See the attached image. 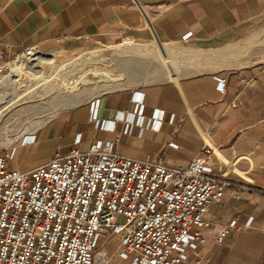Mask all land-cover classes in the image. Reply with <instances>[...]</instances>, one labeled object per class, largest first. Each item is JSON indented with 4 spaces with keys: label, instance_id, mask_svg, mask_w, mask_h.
Returning a JSON list of instances; mask_svg holds the SVG:
<instances>
[{
    "label": "crops",
    "instance_id": "obj_1",
    "mask_svg": "<svg viewBox=\"0 0 264 264\" xmlns=\"http://www.w3.org/2000/svg\"><path fill=\"white\" fill-rule=\"evenodd\" d=\"M263 19L264 0H0V44L12 51H72L130 39L149 51L137 55L155 60L136 82L114 86L54 116L31 133V143L15 145L9 166L28 171L71 148L85 150L96 140H111L122 155L142 159L160 153L166 164L180 168L209 147L213 173L241 186L229 185L219 201L209 202L201 254L206 264H264V67L248 59L215 71L200 62L215 54L226 60L230 48L225 45L254 31ZM164 43H172V49ZM215 77L225 78L224 92L217 90ZM243 78L249 82L241 86ZM136 98L142 99L145 119L161 116L157 130L140 133L133 126L125 133V120L114 118L133 112ZM92 101L98 102L97 117L114 128L94 125ZM249 217L250 227L243 228ZM230 220L236 227L215 243L210 228ZM120 248L119 238L112 236L101 238L97 250L107 264H128L118 256Z\"/></svg>",
    "mask_w": 264,
    "mask_h": 264
},
{
    "label": "built area",
    "instance_id": "obj_2",
    "mask_svg": "<svg viewBox=\"0 0 264 264\" xmlns=\"http://www.w3.org/2000/svg\"><path fill=\"white\" fill-rule=\"evenodd\" d=\"M42 55L35 47L12 51L0 44V81L14 65L34 63ZM215 80L224 92L225 78ZM248 82L239 80L241 86ZM142 109V99L136 98L133 112L114 118L125 120V133L133 126L140 133L157 130L161 116L145 119ZM97 111L98 102L92 101L89 114L96 127H115ZM33 136L20 143H31ZM203 153L179 168L166 164L160 153L133 158L114 151L111 140H96L85 150L74 147L21 171L9 166L16 154L10 145L0 152V264H107L97 248L101 238L112 236L119 238L118 256L128 264H206L201 248L208 204L219 201L229 185H241L214 174L211 149ZM251 222L249 217L243 228ZM235 227L234 220L213 224L215 243Z\"/></svg>",
    "mask_w": 264,
    "mask_h": 264
},
{
    "label": "rangeland",
    "instance_id": "obj_3",
    "mask_svg": "<svg viewBox=\"0 0 264 264\" xmlns=\"http://www.w3.org/2000/svg\"><path fill=\"white\" fill-rule=\"evenodd\" d=\"M164 44L172 49V43ZM225 46L230 48L226 60L219 54L200 60L207 70L243 65L248 59L264 67V19L254 31ZM145 50V54L149 52L146 47L138 48L132 40L124 39L112 45H83L72 51H41L53 57V61L46 57L44 61L27 63V70L16 79L9 75L0 81V152L81 101L114 86L136 82V78L147 73V63L152 65L155 61L139 56Z\"/></svg>",
    "mask_w": 264,
    "mask_h": 264
},
{
    "label": "bare ground",
    "instance_id": "obj_4",
    "mask_svg": "<svg viewBox=\"0 0 264 264\" xmlns=\"http://www.w3.org/2000/svg\"><path fill=\"white\" fill-rule=\"evenodd\" d=\"M49 55H47V54H44V55H42V56H38V60H42V61H44L45 60V58L46 57H48ZM24 64V65H23ZM30 64H33V62H31ZM26 64L24 63V62H21L20 64H16V65H14L13 66V68H12V71H11V74H10V76L9 77H11L12 75H14V76H12V78L13 79H16L17 78V76H20L21 74H22V72H24V70H27L25 67ZM11 79V78H10ZM3 82V81H2ZM12 82H14L15 83V81L14 80H12Z\"/></svg>",
    "mask_w": 264,
    "mask_h": 264
}]
</instances>
